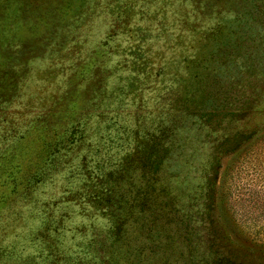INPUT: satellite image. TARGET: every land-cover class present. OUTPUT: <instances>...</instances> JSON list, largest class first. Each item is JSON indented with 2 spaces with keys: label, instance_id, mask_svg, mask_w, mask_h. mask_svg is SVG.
Segmentation results:
<instances>
[{
  "label": "rangeland",
  "instance_id": "rangeland-1",
  "mask_svg": "<svg viewBox=\"0 0 264 264\" xmlns=\"http://www.w3.org/2000/svg\"><path fill=\"white\" fill-rule=\"evenodd\" d=\"M264 264V0H0V264Z\"/></svg>",
  "mask_w": 264,
  "mask_h": 264
},
{
  "label": "trees",
  "instance_id": "trees-1",
  "mask_svg": "<svg viewBox=\"0 0 264 264\" xmlns=\"http://www.w3.org/2000/svg\"><path fill=\"white\" fill-rule=\"evenodd\" d=\"M89 254V259L87 260V264H91V262H93V260L96 259L97 253H87Z\"/></svg>",
  "mask_w": 264,
  "mask_h": 264
}]
</instances>
